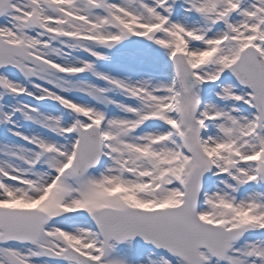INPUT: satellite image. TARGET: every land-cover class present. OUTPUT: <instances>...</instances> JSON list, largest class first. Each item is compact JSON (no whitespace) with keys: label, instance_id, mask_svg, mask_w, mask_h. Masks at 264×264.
Returning a JSON list of instances; mask_svg holds the SVG:
<instances>
[{"label":"snow or ice","instance_id":"obj_1","mask_svg":"<svg viewBox=\"0 0 264 264\" xmlns=\"http://www.w3.org/2000/svg\"><path fill=\"white\" fill-rule=\"evenodd\" d=\"M0 264H264V0H0Z\"/></svg>","mask_w":264,"mask_h":264}]
</instances>
